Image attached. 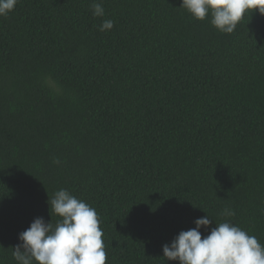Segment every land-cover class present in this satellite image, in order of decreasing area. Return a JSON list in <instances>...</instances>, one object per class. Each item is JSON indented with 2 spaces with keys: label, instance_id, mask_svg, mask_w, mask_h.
I'll return each mask as SVG.
<instances>
[{
  "label": "trees",
  "instance_id": "obj_1",
  "mask_svg": "<svg viewBox=\"0 0 264 264\" xmlns=\"http://www.w3.org/2000/svg\"><path fill=\"white\" fill-rule=\"evenodd\" d=\"M93 2L0 16V264L59 189L95 208L106 264H178L163 246L206 215L264 245V15L227 34L182 0Z\"/></svg>",
  "mask_w": 264,
  "mask_h": 264
},
{
  "label": "clouds",
  "instance_id": "obj_2",
  "mask_svg": "<svg viewBox=\"0 0 264 264\" xmlns=\"http://www.w3.org/2000/svg\"><path fill=\"white\" fill-rule=\"evenodd\" d=\"M17 4L18 0H0V16L7 17ZM91 8L93 16L105 15L99 0H94ZM180 8L200 21L210 15L213 27L231 34L249 10L264 15V0H182ZM113 27L114 21L106 19L99 31ZM45 83L59 93L51 77H46ZM48 203L50 215L60 219L53 224L37 217L19 234L21 243L13 247L12 253L17 264H106L104 233L95 208L66 189L57 190ZM235 214L228 208L221 213L225 217ZM212 222L208 215L196 219L194 228L181 231L170 245L163 246V257L178 264H264V245L255 236L228 220L215 223V227ZM202 228L210 229L203 238Z\"/></svg>",
  "mask_w": 264,
  "mask_h": 264
}]
</instances>
